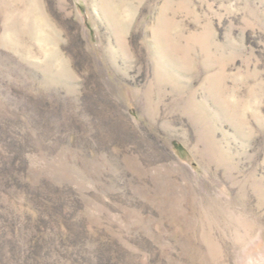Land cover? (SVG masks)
I'll list each match as a JSON object with an SVG mask.
<instances>
[{"label":"rangeland","instance_id":"obj_1","mask_svg":"<svg viewBox=\"0 0 264 264\" xmlns=\"http://www.w3.org/2000/svg\"><path fill=\"white\" fill-rule=\"evenodd\" d=\"M0 264H264V0H0Z\"/></svg>","mask_w":264,"mask_h":264}]
</instances>
